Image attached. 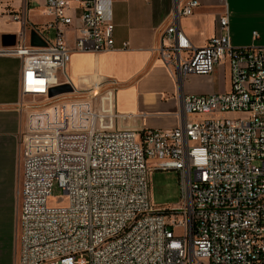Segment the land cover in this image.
<instances>
[{"label": "built area", "instance_id": "obj_1", "mask_svg": "<svg viewBox=\"0 0 264 264\" xmlns=\"http://www.w3.org/2000/svg\"><path fill=\"white\" fill-rule=\"evenodd\" d=\"M111 0H43L52 38L19 43L24 155L17 213V264H264V46L234 47L228 17L197 48L177 22L198 0L174 6L157 55L175 74L208 75L228 62L230 89L187 94L172 129L101 130L94 95L60 76L74 50L115 48ZM14 20L25 23L16 12ZM257 33L254 31L253 36ZM127 42L122 44L126 47ZM68 85L66 91L55 90ZM232 113L233 117L224 114ZM179 175L180 201L156 208L152 170ZM56 183L65 206H50Z\"/></svg>", "mask_w": 264, "mask_h": 264}, {"label": "crops", "instance_id": "obj_2", "mask_svg": "<svg viewBox=\"0 0 264 264\" xmlns=\"http://www.w3.org/2000/svg\"><path fill=\"white\" fill-rule=\"evenodd\" d=\"M115 48L99 52L74 50L76 30L66 33L72 49L62 81L68 78L83 95H94L102 117L101 130L172 129L185 119L182 98L187 94L228 91L221 84L217 64L211 74L181 76L157 55L161 35L173 19L177 3L185 0H111ZM193 12L177 19L192 46L207 44L218 31V18L228 17L234 47L264 46V0H198ZM20 13L24 24L10 14ZM43 0H0V264H14L15 230L20 206L24 155L30 150L25 136V96L20 93L22 60L5 52L21 42L31 45L52 38L45 28ZM257 35L253 36V32ZM127 42L126 47L122 44ZM229 76V71H228ZM17 262V260H16Z\"/></svg>", "mask_w": 264, "mask_h": 264}, {"label": "rangeland", "instance_id": "obj_3", "mask_svg": "<svg viewBox=\"0 0 264 264\" xmlns=\"http://www.w3.org/2000/svg\"><path fill=\"white\" fill-rule=\"evenodd\" d=\"M221 84L227 86L229 84L228 70L222 67L220 70ZM223 92V91H222ZM27 104H35L41 101L40 96H25ZM226 117H233L234 114L226 113ZM150 191L151 201L156 208H171L180 201V184L179 175L175 170L157 169L152 170L150 174ZM67 195L62 189L54 183L51 189L48 203L50 206H65L67 204ZM17 225L15 230L16 256L14 264H17Z\"/></svg>", "mask_w": 264, "mask_h": 264}, {"label": "water", "instance_id": "obj_4", "mask_svg": "<svg viewBox=\"0 0 264 264\" xmlns=\"http://www.w3.org/2000/svg\"><path fill=\"white\" fill-rule=\"evenodd\" d=\"M46 44V42L42 41L41 39L37 42H33L31 43L32 46H44ZM70 87L68 85H60L58 87L55 88L56 91L58 92H62V91H66L68 90Z\"/></svg>", "mask_w": 264, "mask_h": 264}]
</instances>
